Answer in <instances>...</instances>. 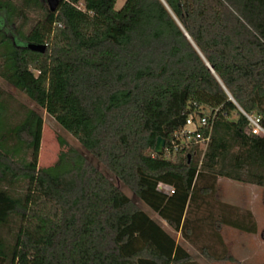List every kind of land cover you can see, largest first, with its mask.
<instances>
[{
    "label": "trees",
    "instance_id": "obj_1",
    "mask_svg": "<svg viewBox=\"0 0 264 264\" xmlns=\"http://www.w3.org/2000/svg\"><path fill=\"white\" fill-rule=\"evenodd\" d=\"M24 1L43 10L29 31L26 12L0 0V76L202 257L233 261L221 228H258L218 199L217 182L264 187V137L239 111L264 127V0H60L54 13ZM214 111L202 164L194 150L155 153L190 114ZM43 124L33 109L11 123L0 91V264H198L75 148L57 176L40 170Z\"/></svg>",
    "mask_w": 264,
    "mask_h": 264
},
{
    "label": "rangeland",
    "instance_id": "obj_2",
    "mask_svg": "<svg viewBox=\"0 0 264 264\" xmlns=\"http://www.w3.org/2000/svg\"><path fill=\"white\" fill-rule=\"evenodd\" d=\"M9 1L13 2L16 6L26 12L28 20L25 26V31H29L34 26V24L43 16V10L40 5L33 3L28 6L26 5L24 0ZM125 2L126 0H118L116 4V10L122 9ZM43 3L44 1L41 0L42 5ZM47 7L49 8L48 3ZM20 21L23 22V20ZM0 91L3 93V99L7 104L10 121L14 125L22 121L26 111L29 109L36 110L42 114L44 124L38 163V168L40 170L45 171L52 176H57L60 173L59 162L61 157L68 153L70 147L75 148L89 161V163H91L106 177H108L115 185H117L122 190L125 195L133 200L142 210L148 213V215L152 219L161 223L164 228L176 238L177 242L193 256L198 264H210L201 256L200 251L194 247V244L184 239L182 233L174 232L158 215H156L145 204H143L129 188L118 181L115 176L98 159H96L91 153L85 150L73 135L63 129L53 117L47 114L46 111L38 107L24 93L6 82L1 76ZM234 118L237 119V114L234 115L233 119ZM217 189L218 199L222 203H224V201H234L235 204H238L239 206L245 204L247 200L251 199V192H255L256 194H258L256 199L255 197H252L254 199L252 203H254L257 211L261 214L262 229L260 231L259 238L264 239V187L253 184H242L229 179L219 178L217 182ZM163 190L165 191L166 188H164ZM17 227L18 223L12 221L10 225L2 230L1 235L6 242H10L12 240V233L16 231ZM220 232L222 235V228ZM235 234V236L233 234H231L230 236L227 233V237L229 236L228 241L234 240L236 244H230L229 246L225 244V247L227 248L229 256H231L233 253H236L235 255L236 257H238V233ZM246 245L248 247V251H250L251 253L256 252V250L258 249V246H256V241L254 240L246 241ZM234 248H236V250ZM257 252L258 254L255 255V257H253L247 264H264V247L261 251ZM216 264L226 263L217 262Z\"/></svg>",
    "mask_w": 264,
    "mask_h": 264
},
{
    "label": "built area",
    "instance_id": "obj_3",
    "mask_svg": "<svg viewBox=\"0 0 264 264\" xmlns=\"http://www.w3.org/2000/svg\"><path fill=\"white\" fill-rule=\"evenodd\" d=\"M239 111L245 116L248 122V133L253 136L264 137V127L261 116L256 113H247L239 108ZM218 118V111L202 112L190 114L186 124L182 129L176 131L169 144L166 143L164 155L168 159H173L181 152L194 150L195 156L200 157L202 164L206 150L212 140L213 127ZM169 191L164 185L160 189ZM171 193L173 191L171 190Z\"/></svg>",
    "mask_w": 264,
    "mask_h": 264
},
{
    "label": "crops",
    "instance_id": "obj_4",
    "mask_svg": "<svg viewBox=\"0 0 264 264\" xmlns=\"http://www.w3.org/2000/svg\"><path fill=\"white\" fill-rule=\"evenodd\" d=\"M257 195L255 192H251V199L250 200H247L245 202V204L243 205H238V204H235V202L233 201H224V204H227L231 207H234L236 209L239 210L240 213H247V212H250L253 217H254V220H255V223L257 225V228H258V232L256 234H250V233H245V232H242V231H239V230H236L232 227H228V226H223L222 227V238H223V241L226 245H234L236 244L234 240H230L228 241V237H227V233L231 236V234H233L234 236L236 235L235 233H238L237 236H238V242L237 244L239 245L238 246V249H237V253H238V257H236V253H233L230 257L233 258V261H224V263H230V264H247L249 261H251V259L253 257H255V255L258 254L257 251H261L264 247V239L262 238H259V234H260V231L262 229V224H261V214L257 211L256 209V206L254 205L253 202V198L255 197V199L257 198ZM253 197V198H252ZM228 231V232H227ZM231 231V232H230ZM235 232V233H233ZM250 240H254L256 241V246H258V249L256 250V252H253L251 253L250 251H248V247L246 245V241H250ZM236 250V248H234ZM204 258V257H203ZM205 259V258H204ZM206 260V259H205ZM208 263L210 264H216V263H211L207 260Z\"/></svg>",
    "mask_w": 264,
    "mask_h": 264
},
{
    "label": "water",
    "instance_id": "obj_5",
    "mask_svg": "<svg viewBox=\"0 0 264 264\" xmlns=\"http://www.w3.org/2000/svg\"><path fill=\"white\" fill-rule=\"evenodd\" d=\"M48 5H49V9L51 12H56L60 6V0H46ZM188 39H191L189 37L188 34H186ZM28 48L32 51H35V52H40V53H45L46 50H47V46H41V45H34V44H30L28 46ZM207 66L209 67V69L211 70V72L213 74H215L213 68L207 64ZM165 145H166V140L163 139V138H159L158 141H157V145H156V149H155V153L157 155H161L163 154V151H164V148H165Z\"/></svg>",
    "mask_w": 264,
    "mask_h": 264
}]
</instances>
